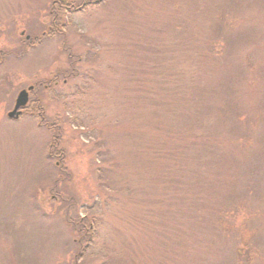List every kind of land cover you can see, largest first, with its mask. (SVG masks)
Listing matches in <instances>:
<instances>
[{
  "label": "rangeland",
  "instance_id": "rangeland-1",
  "mask_svg": "<svg viewBox=\"0 0 264 264\" xmlns=\"http://www.w3.org/2000/svg\"><path fill=\"white\" fill-rule=\"evenodd\" d=\"M66 2L0 0V264H264V0Z\"/></svg>",
  "mask_w": 264,
  "mask_h": 264
},
{
  "label": "trees",
  "instance_id": "trees-1",
  "mask_svg": "<svg viewBox=\"0 0 264 264\" xmlns=\"http://www.w3.org/2000/svg\"><path fill=\"white\" fill-rule=\"evenodd\" d=\"M65 2H66V0H56L55 6H54V3H53V7L52 8H54V10H53V14L51 15V17L53 19V22H52L53 27L57 26L55 24L56 21L59 19L60 15L63 14V12L66 9L68 10V13L77 12V11H79V9H83L82 6L84 4L80 5V6H77V5L73 4L72 2H66V3ZM53 30H55V31L57 30V32H58L59 28L57 29V27H56V28L52 29L51 33L50 32L48 33V36L52 35V33L54 32ZM31 103L35 106V108L31 110L32 112L30 111V114L35 115V113H36V114H39L38 116L43 117L42 116V111H43V107L42 106L43 105H42L41 101H38V103H36V104L33 103V102H31ZM48 127L50 129L53 128L56 131V133H57V134L54 135V138L52 140V142H54V143H52L48 147V155H47L48 158H53V156L57 157L59 155H63V150H60V152H57V150L59 149L58 144H60V139H59L60 124L58 122H54L51 125H48ZM54 149H57V150H55V153H54ZM51 151L53 153H51ZM177 201L179 202L178 199H177ZM177 212H179V207L177 208Z\"/></svg>",
  "mask_w": 264,
  "mask_h": 264
},
{
  "label": "water",
  "instance_id": "water-1",
  "mask_svg": "<svg viewBox=\"0 0 264 264\" xmlns=\"http://www.w3.org/2000/svg\"><path fill=\"white\" fill-rule=\"evenodd\" d=\"M31 88L32 87H29V89ZM27 100H28L27 90H21L17 95L13 110L8 113V117L17 118L20 113L19 108L23 107L27 103Z\"/></svg>",
  "mask_w": 264,
  "mask_h": 264
},
{
  "label": "flooded vegetation",
  "instance_id": "flooded-vegetation-1",
  "mask_svg": "<svg viewBox=\"0 0 264 264\" xmlns=\"http://www.w3.org/2000/svg\"><path fill=\"white\" fill-rule=\"evenodd\" d=\"M27 39H29V38H27ZM32 91H33V89L29 91V96L31 95ZM28 102H29V100H28ZM25 108H26V107H25ZM25 108H24V109H25ZM24 109L21 111V114H22V112L24 111Z\"/></svg>",
  "mask_w": 264,
  "mask_h": 264
},
{
  "label": "bare ground",
  "instance_id": "bare-ground-1",
  "mask_svg": "<svg viewBox=\"0 0 264 264\" xmlns=\"http://www.w3.org/2000/svg\"><path fill=\"white\" fill-rule=\"evenodd\" d=\"M23 90V89H22Z\"/></svg>",
  "mask_w": 264,
  "mask_h": 264
}]
</instances>
